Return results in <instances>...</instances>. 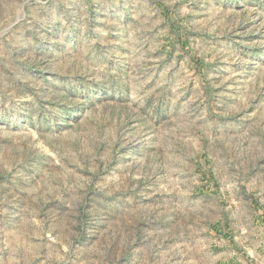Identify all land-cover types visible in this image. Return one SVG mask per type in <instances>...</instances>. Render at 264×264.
<instances>
[{
	"label": "rangeland",
	"instance_id": "1",
	"mask_svg": "<svg viewBox=\"0 0 264 264\" xmlns=\"http://www.w3.org/2000/svg\"><path fill=\"white\" fill-rule=\"evenodd\" d=\"M0 264H264V0H0Z\"/></svg>",
	"mask_w": 264,
	"mask_h": 264
}]
</instances>
